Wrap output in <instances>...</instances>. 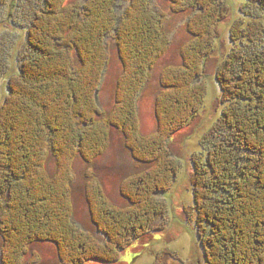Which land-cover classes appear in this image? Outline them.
I'll use <instances>...</instances> for the list:
<instances>
[{
	"label": "trees",
	"instance_id": "trees-1",
	"mask_svg": "<svg viewBox=\"0 0 264 264\" xmlns=\"http://www.w3.org/2000/svg\"><path fill=\"white\" fill-rule=\"evenodd\" d=\"M67 1L43 0L42 9L31 14L26 40L37 55L19 64L0 110V264H38L31 249L41 244L55 246L57 264H111L131 243L151 235L165 206L155 197L170 190L179 171L170 159L169 142L202 108L204 67L227 15L224 0H168L171 6L180 5L172 7L174 12H191L187 31L192 39L181 49V66L167 68L160 77L156 130L144 136L136 102L168 46L161 16L149 0H132L123 20L116 17L117 0H85L82 5ZM251 2L264 19V0ZM132 14L139 21L135 26L131 21L129 31L123 23ZM262 25L253 20L246 29L239 23L232 28V41L248 48L228 55L217 69L225 107L203 137V165L193 160L197 237L206 264H264ZM111 35L122 72L114 109L106 117L97 93ZM182 83L184 97L169 101L171 90H179ZM112 129L145 169L120 183L126 212L87 173L85 201L100 242L72 222L73 164L79 159L90 165L103 156ZM50 160L52 173L47 170Z\"/></svg>",
	"mask_w": 264,
	"mask_h": 264
},
{
	"label": "rangeland",
	"instance_id": "rangeland-1",
	"mask_svg": "<svg viewBox=\"0 0 264 264\" xmlns=\"http://www.w3.org/2000/svg\"><path fill=\"white\" fill-rule=\"evenodd\" d=\"M131 1H116L115 10L118 19L123 20L125 12L131 8ZM149 1L151 9L161 16L162 31L168 39V46L150 71L149 82L140 92L136 102L138 127L144 136H151L156 130L154 103L162 90L160 77L167 68L181 66V49L192 39L187 31V22L191 17L190 11L174 12L172 7L173 9L181 7L180 5L171 6L168 0ZM249 1L250 3L247 0H224L227 15L220 24L218 38L213 43V56L206 61L204 67L206 91L204 103L194 120L174 134L169 142L173 154L170 159L179 166V171L170 190L157 194L155 197L159 204L165 205L164 214L154 220V230L151 235H146L143 239L131 243L120 253L117 261L111 264H206L203 248L197 237V213L191 186L195 172L193 160L197 162V166L203 165L202 162L205 160V158L203 160V149L205 143L207 144L204 140L205 134L221 116V111L225 107L220 103L222 95L216 77L217 69L228 55L242 48H248L246 45L241 47L238 39L232 41V28L239 23L240 28L246 29L253 20H260L263 24L261 33L264 38V19L260 16L263 12L253 5L251 0ZM42 2L43 0H0V110L8 96L9 80L15 81L14 76L18 74L19 64H22V61L27 60L29 56L37 55H35V50L29 47L26 35L31 26V14L42 9L44 6ZM68 3L82 5L85 0H68ZM131 21L135 26L139 21L138 16L132 14L128 17L127 23H123L126 30L131 31L132 25H128ZM115 39L114 35L107 39L109 61L97 93V105L104 111L106 117L114 109L115 86L122 72ZM260 43L263 44L262 41ZM181 85L179 90H171L172 93L170 92L171 95L169 94L167 98L169 101L172 100V96L173 98L177 95L184 97L185 84ZM180 91L183 94H180ZM199 156H201V161ZM53 168L54 163L50 160L47 165L48 172L52 173ZM144 169V166L132 159L125 148L123 136L113 129L110 132L109 146L103 156L90 165L77 159L73 164L75 180L71 197L72 222L76 228L83 233L93 234L100 242L103 241L102 236L90 221L85 201L87 173L91 171L111 203L124 208L127 204L119 194L120 183L132 175H138ZM126 209L124 208L123 212H126ZM159 229L162 230L159 231ZM31 251L38 255V264H57L55 246L41 244L32 247ZM28 258L29 256L27 261Z\"/></svg>",
	"mask_w": 264,
	"mask_h": 264
}]
</instances>
